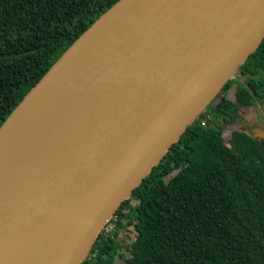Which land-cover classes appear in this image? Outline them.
<instances>
[{
    "label": "water",
    "instance_id": "water-1",
    "mask_svg": "<svg viewBox=\"0 0 264 264\" xmlns=\"http://www.w3.org/2000/svg\"><path fill=\"white\" fill-rule=\"evenodd\" d=\"M122 10L111 45L83 62L87 34ZM263 38L264 0L113 4L0 126V264H80Z\"/></svg>",
    "mask_w": 264,
    "mask_h": 264
},
{
    "label": "trees",
    "instance_id": "trees-1",
    "mask_svg": "<svg viewBox=\"0 0 264 264\" xmlns=\"http://www.w3.org/2000/svg\"><path fill=\"white\" fill-rule=\"evenodd\" d=\"M117 1L0 0V126ZM263 98L264 38L204 108L217 122L202 111L115 212L135 232L125 264H264V137L244 126ZM114 234L80 264H117Z\"/></svg>",
    "mask_w": 264,
    "mask_h": 264
},
{
    "label": "rangeland",
    "instance_id": "rangeland-1",
    "mask_svg": "<svg viewBox=\"0 0 264 264\" xmlns=\"http://www.w3.org/2000/svg\"><path fill=\"white\" fill-rule=\"evenodd\" d=\"M237 86V82L234 81V83L231 85L230 89L225 93L226 97L232 99L234 97V90ZM215 97L208 103L211 104L212 101H214ZM252 110V111H251ZM249 109L248 113L246 114V120L244 126L247 127L246 129L248 132L264 136V98L260 102V109L258 105H255L254 107ZM204 116L208 118V122L210 125H214L217 122L216 117H212V114L208 112L207 110L203 111ZM127 209H125L126 211ZM118 219V217H117ZM117 219L114 221H111V223L108 225L111 232H115L114 234V241L117 245V252L115 254V262L117 264H125L124 259L120 257L119 255H123L126 257L127 251L125 249L124 244H130L133 237H134V230L131 226L126 225L124 221L120 223L119 226L116 225Z\"/></svg>",
    "mask_w": 264,
    "mask_h": 264
},
{
    "label": "bare ground",
    "instance_id": "bare-ground-1",
    "mask_svg": "<svg viewBox=\"0 0 264 264\" xmlns=\"http://www.w3.org/2000/svg\"><path fill=\"white\" fill-rule=\"evenodd\" d=\"M124 23H127V19H126V15H125V11L122 10L119 12V15L114 16L112 18H106L103 23H99L96 28L94 29V31L92 30V32L87 34V39H86V43H85V47L83 49V51L79 53V55L81 54L84 57V61L86 62L89 59L93 58V50L95 51H104V47L106 45H111L109 38H108V31L111 29H119ZM81 62H79L80 65ZM61 83V82H59ZM56 88H58L56 85H54ZM43 95V94H41ZM40 108H44L47 109V103L44 101V98L40 96ZM33 113H37L36 109L33 107L31 108V110L29 112H25L22 113L21 115V123L24 126L25 132H27L26 130V126L30 125V116ZM6 142L8 145H11L13 143H15L14 139H12L11 137L6 136ZM22 137H27L26 135L22 134Z\"/></svg>",
    "mask_w": 264,
    "mask_h": 264
},
{
    "label": "built area",
    "instance_id": "built-area-1",
    "mask_svg": "<svg viewBox=\"0 0 264 264\" xmlns=\"http://www.w3.org/2000/svg\"><path fill=\"white\" fill-rule=\"evenodd\" d=\"M112 219H113V218H112ZM112 219H111V220H112ZM111 220L108 221V222L106 223V225L103 227L102 230H105L106 232H110V229H109L108 225L111 223ZM102 230H101V231H102Z\"/></svg>",
    "mask_w": 264,
    "mask_h": 264
},
{
    "label": "flooded vegetation",
    "instance_id": "flooded-vegetation-1",
    "mask_svg": "<svg viewBox=\"0 0 264 264\" xmlns=\"http://www.w3.org/2000/svg\"><path fill=\"white\" fill-rule=\"evenodd\" d=\"M247 127H245V129H246ZM247 130V129H246ZM248 131V130H247Z\"/></svg>",
    "mask_w": 264,
    "mask_h": 264
}]
</instances>
